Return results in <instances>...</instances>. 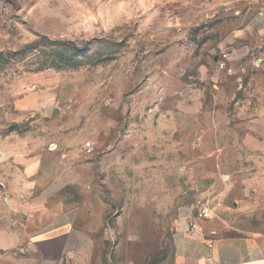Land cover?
Returning <instances> with one entry per match:
<instances>
[{"label": "rangeland", "instance_id": "rangeland-1", "mask_svg": "<svg viewBox=\"0 0 264 264\" xmlns=\"http://www.w3.org/2000/svg\"><path fill=\"white\" fill-rule=\"evenodd\" d=\"M44 124L93 150L60 260L20 264H173L203 205L264 233V0H0V137Z\"/></svg>", "mask_w": 264, "mask_h": 264}, {"label": "crops", "instance_id": "crops-1", "mask_svg": "<svg viewBox=\"0 0 264 264\" xmlns=\"http://www.w3.org/2000/svg\"><path fill=\"white\" fill-rule=\"evenodd\" d=\"M84 147L75 154L62 142H52L45 124L0 137V264H20L28 256L60 260L61 245L74 235L76 223L75 207L63 191L76 179ZM217 231L212 221L186 217L174 233L173 264H264V233Z\"/></svg>", "mask_w": 264, "mask_h": 264}, {"label": "built area", "instance_id": "built-area-1", "mask_svg": "<svg viewBox=\"0 0 264 264\" xmlns=\"http://www.w3.org/2000/svg\"><path fill=\"white\" fill-rule=\"evenodd\" d=\"M85 148H86V151L91 153L92 150H93V146L91 145V142L88 141L86 144H85ZM211 215V209L208 205H203L199 211V219H206L207 217H209ZM196 223H194L192 225V227H196Z\"/></svg>", "mask_w": 264, "mask_h": 264}, {"label": "trees", "instance_id": "trees-1", "mask_svg": "<svg viewBox=\"0 0 264 264\" xmlns=\"http://www.w3.org/2000/svg\"><path fill=\"white\" fill-rule=\"evenodd\" d=\"M52 43H55L57 45L60 46H67V45H73L72 42L68 41V40H63V39H57V40H51ZM30 47V46H29ZM32 48V47H30Z\"/></svg>", "mask_w": 264, "mask_h": 264}]
</instances>
